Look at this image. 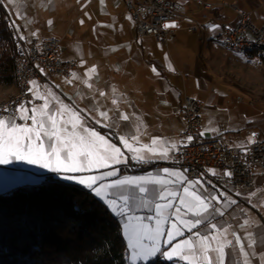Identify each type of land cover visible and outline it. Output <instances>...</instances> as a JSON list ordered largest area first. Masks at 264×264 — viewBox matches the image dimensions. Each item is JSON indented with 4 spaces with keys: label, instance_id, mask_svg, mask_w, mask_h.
Instances as JSON below:
<instances>
[{
    "label": "crops",
    "instance_id": "crops-1",
    "mask_svg": "<svg viewBox=\"0 0 264 264\" xmlns=\"http://www.w3.org/2000/svg\"><path fill=\"white\" fill-rule=\"evenodd\" d=\"M3 1L8 8L12 23L18 26V30L16 28L18 35L27 38L24 40L26 43L34 39L58 37L61 39L60 57L78 61L75 73L81 76V80L73 81L69 86L65 83V77L60 78L44 70L45 80L34 79L41 86V91L51 88L65 103H74L81 109L91 108L94 106V93L83 83V80L88 79L85 73L95 65L97 73L89 82L94 83L97 89L109 96L106 99L97 95L96 99L105 108H113L111 98L112 89L115 88L116 97L121 99L119 112L134 113L146 126L147 134L141 136L144 143H149L151 137L175 141L184 139L181 133L186 125L183 116L186 95L202 102L201 111L204 109L209 111L208 115L211 119L209 122L202 117V131L208 129L205 137H220L225 144L231 146L246 143L252 133H256V140H264L263 54L251 53L238 56L237 53L222 49L212 40L214 34L222 31L227 25H234L238 20V14L231 4L225 5L229 0H203L212 5L210 9L204 8L200 3L195 6L191 1L179 0L185 8L184 16L179 17L180 26L176 28L175 36L166 43L160 42L154 36L137 37L135 22L125 0H103V3L101 0ZM231 2L237 3L241 9L250 13L257 25L264 24V3L257 0ZM226 7L231 8L232 16L226 14ZM204 14L209 15V18L203 19ZM192 18L203 23L202 30L187 31ZM49 21L52 23L49 24ZM212 24L220 25V28L210 31L208 26ZM33 32L37 35L33 36ZM252 56H258L260 62L257 64L254 60H250ZM153 68L156 69L155 72ZM81 96L84 98L81 99ZM36 103L40 104L42 101ZM223 104L229 111L234 112L237 109L235 113L236 119L240 122L238 126H235L231 120L228 126L219 127L214 121ZM118 114V112H110V116L116 122L113 128L93 126L103 131V135L110 137L117 146H121L117 141V134L130 135L134 132V125L130 121L118 120ZM17 122L23 123L19 120ZM213 128L219 129V132L212 131ZM107 133L111 134L107 136ZM125 155L131 156V153L125 152ZM173 159L154 160L150 164L155 166V169L140 172L130 170L129 162L132 160H129L126 165L118 166L120 169L118 177H110L108 180L156 174L163 168L180 170L173 164ZM16 169L26 172L27 177L24 181L36 179L35 175L39 173H53L36 165L14 161L12 164L0 165V178L3 174H9L16 178L14 181L20 180V177L18 179L14 174L15 171L12 172ZM209 169L217 170L218 175L215 177L226 179L223 175L224 169L217 167ZM91 174L98 175V173ZM204 178L212 182V185L208 186L209 191H215L216 194L226 191L229 196L237 200V205L228 208L225 216L217 217V220L221 223L225 221L231 223L235 230L240 232L242 238L246 233L239 228V224L244 219L257 221L248 231L253 232L257 239L255 247L257 256L253 257L252 261L253 264H259V255L264 253V243H261L264 241V198H259L260 190L264 194V187L261 188L264 185V172L259 169L255 171V186L252 189L243 186L227 189L218 186L210 177ZM113 191H116V197L110 196V198H118L120 191ZM237 192L240 193L239 196L236 195ZM256 202L258 204H255ZM136 203L133 201L131 214L145 216L151 214L147 209L137 208ZM256 205L260 206L256 209L260 211L261 216L255 209ZM122 231L124 234L123 224ZM245 247H247L246 243Z\"/></svg>",
    "mask_w": 264,
    "mask_h": 264
},
{
    "label": "snow or ice",
    "instance_id": "snow-or-ice-1",
    "mask_svg": "<svg viewBox=\"0 0 264 264\" xmlns=\"http://www.w3.org/2000/svg\"><path fill=\"white\" fill-rule=\"evenodd\" d=\"M12 26L18 30L14 22ZM177 26L174 22L164 25L165 28ZM208 27L210 31H216L220 25ZM32 35L37 33L33 32ZM19 38L27 39L24 35ZM237 55L242 54L238 52ZM39 70L44 73L42 68ZM153 71L156 69L153 68ZM96 73L95 65L85 73L88 79H84L83 83L93 90L94 106L83 109L74 103H65L51 88L41 91L36 80L29 81L28 91L33 99L21 102L10 115L0 116V165L22 161L90 189L105 201L114 214L125 219L123 230L128 238L133 262L143 261L147 264L159 256L172 264H253L252 258L257 256V239L248 229L257 221L244 219L239 224V228L246 233L242 238L231 223L217 220V217L225 216L228 208L237 205V200L226 191H220L219 194L209 191L208 186L212 182L205 179L203 174L190 180L186 175L187 170L163 168L156 174L108 180L118 177V166L126 165L129 160L139 164L171 160L174 153L187 147L195 137L189 135L179 141L151 137L149 143L142 142L141 136L147 134L146 126L134 113L119 112L121 99L116 97L115 88L112 89L111 98L113 108H105L96 99L97 95L109 98L107 93L89 82ZM81 79L79 74L72 73L65 83L72 84ZM37 100L42 103L37 104ZM4 111L8 112V109ZM110 112H118V120L130 121L134 125V132L130 135L117 134L118 143L131 156L125 155L121 146H117L110 137L102 135L93 126L115 127L116 122ZM18 120L23 123H18ZM211 130L219 132L216 128ZM206 131L208 129L199 135L204 136ZM255 143L256 133H252L246 143L237 147L242 148L247 155L251 150L249 145ZM207 172L211 176L218 175L215 169H208ZM223 175L231 178L233 174L225 171ZM113 190L120 191L118 198H109L116 197V191ZM130 201L137 202V208L147 209L151 214H131L133 209ZM259 264H264V253L259 255Z\"/></svg>",
    "mask_w": 264,
    "mask_h": 264
},
{
    "label": "trees",
    "instance_id": "trees-1",
    "mask_svg": "<svg viewBox=\"0 0 264 264\" xmlns=\"http://www.w3.org/2000/svg\"><path fill=\"white\" fill-rule=\"evenodd\" d=\"M10 23L0 0V84L15 86ZM35 176L0 186V264H130L122 222L101 198L53 173Z\"/></svg>",
    "mask_w": 264,
    "mask_h": 264
},
{
    "label": "built area",
    "instance_id": "built-area-1",
    "mask_svg": "<svg viewBox=\"0 0 264 264\" xmlns=\"http://www.w3.org/2000/svg\"><path fill=\"white\" fill-rule=\"evenodd\" d=\"M200 3L206 9L212 5L203 0H188ZM128 9L134 19L138 38L154 36L160 42H167L175 36L176 28L180 26L179 17L184 16L183 6L179 0H125ZM229 5V3H225ZM238 14V20L234 25L225 26L222 31L214 34V41L226 51L246 54L247 42L260 40L258 52L263 54L264 45V24L257 25L251 14L244 11L237 3L231 4ZM209 15L204 14L203 19ZM175 22L177 27L165 28L166 23ZM188 31L197 32L203 29V23L196 19H190L187 26ZM61 39L55 36L45 37L41 40L34 39L30 43L22 40V47L25 50L24 78L25 94L14 104H8L0 110V116H8L16 109L21 102L31 100L32 94L28 91L29 81L39 79L45 80L44 73L40 68L49 74L57 77L71 78L72 73L78 66L75 59L65 60L60 57L59 49ZM39 65V68L37 67ZM71 86V84H69ZM36 102H40L37 100ZM202 102L193 96L186 95L183 103V116L186 122L181 135L185 139L191 135L195 139L179 153L175 154L173 164L180 170H187L188 179L194 180L203 174L210 177L218 186L227 189L243 186L252 189L255 186V170L264 172V140H256L257 143L249 145L250 152L245 155L242 148L225 144L220 137L200 136L202 132L201 109ZM4 109H8L5 112ZM30 122V121H29ZM211 167L222 168L231 171V178L225 180L211 176L207 170Z\"/></svg>",
    "mask_w": 264,
    "mask_h": 264
},
{
    "label": "rangeland",
    "instance_id": "rangeland-1",
    "mask_svg": "<svg viewBox=\"0 0 264 264\" xmlns=\"http://www.w3.org/2000/svg\"><path fill=\"white\" fill-rule=\"evenodd\" d=\"M232 0H229L227 3H229V4H232V3H234V2H231ZM257 1H260L261 3H264V0H257ZM191 3H192V5H195V6H197V2H193V1H191ZM264 5V4H263ZM9 7H10V5H9ZM225 10H226V14L229 16V14H230V16H232V13H231V8L230 7H226L225 8ZM228 12V13H227ZM192 19H196V18H192ZM196 20H198V19H196ZM188 31V30H187ZM244 57H246V56H244ZM250 60H254L257 64L260 62V58L258 57V56H252V57H250L249 58ZM194 65H196V63L194 64ZM202 78H204V77H202ZM208 84H210V81H208ZM17 87V86H16ZM16 89H15V86H8V85H4V84H0V102L1 101H3V100H5V99H10L16 92ZM228 99L229 100H231L232 101V99L230 98V97H228ZM227 103V102H226ZM237 111V109L236 110H234V112H232V110L231 111H229V109L228 108H226V105L225 104H223V106L221 107V110L218 112V115L215 117L216 118V120H214L217 124H218V126L220 127L221 125H223V126H228V124H229V122L232 120L233 121V124L235 125V126H238L239 124H240V122L236 119V112ZM200 114H201V117H203L204 119H206V121L207 122H209V120H211L210 119V116L208 115L209 114V111H206L205 109L204 110H202L201 112H200ZM212 119H213V117H212ZM213 121V122H214ZM225 128H227V127H225ZM96 129V128H95ZM97 131H99L102 135H103V131H101V130H99V129H96ZM111 133H107L106 135L108 136V135H110ZM122 148V147H121ZM122 151H125L127 154H129L125 149H123L122 148ZM129 168H130V170H133V171H137V172H140L141 170L143 171V170H147V169H149V170H153V169H155V166H153V165H151L150 163L149 164H139V163H137L136 161H134V160H132L131 162H129ZM15 169V168H14ZM257 170V169H256ZM255 170V171H256ZM15 171V172H14ZM12 172H14V174L16 175V177H18V179H19V177H20V180H21V182H15V181H10V180H14V179H16L15 177H13V176H10L9 174H6V175H2V177L0 178V186H2L3 185V187H5V186H9V185H11V184H14L15 186L16 185H18L19 183H23L22 181H24L25 179H26V177H27V175H25V171L24 170H22V169H16V170H12ZM13 174V173H12ZM39 174H41V173H39ZM45 174V173H44ZM54 175H56V176H59L57 173H53ZM60 177V176H59ZM31 180V179H30ZM18 181V180H17ZM9 182V183H8ZM264 187V185L263 186H261V188H263ZM258 189V188H257ZM260 192V195L261 196H259V198L260 197H262V199L264 198V194H262L261 193V190L259 191ZM110 198V197H109ZM103 201V200H102ZM105 202V201H104ZM130 204H131V206L133 207V201H130ZM255 204H258V202H256ZM260 206L259 205H256L255 206V209L256 208H259ZM257 210V209H256ZM261 210L263 211V209L261 208ZM257 212H258V214L260 215V211L259 210H257ZM264 212V211H263ZM134 214V213H133ZM134 215H137V216H145L144 214H134ZM261 216V215H260ZM120 218V220H121V222H122V224H124L125 223V219L123 218V217H119ZM124 236H125V234H124ZM125 239H126V241H127V245H128V238L125 236ZM129 248V247H128ZM129 263L130 264H139V263H145V262H143V261H136V262H133L132 260H131V249L129 248Z\"/></svg>",
    "mask_w": 264,
    "mask_h": 264
},
{
    "label": "bare ground",
    "instance_id": "bare-ground-1",
    "mask_svg": "<svg viewBox=\"0 0 264 264\" xmlns=\"http://www.w3.org/2000/svg\"><path fill=\"white\" fill-rule=\"evenodd\" d=\"M184 6H183V13H184ZM13 23L9 24V29L12 33L13 37V55H14V72L16 77V84H17V91L16 93L10 98L5 99L0 102V110L6 108L8 104H14L20 100L21 95L25 94V78H24V61H25V50L22 47V40L19 38L20 36L17 33L16 28H14ZM214 41V35L212 37ZM260 47V40H251L247 42L246 46V54L256 53ZM263 54H264V45H263Z\"/></svg>",
    "mask_w": 264,
    "mask_h": 264
}]
</instances>
